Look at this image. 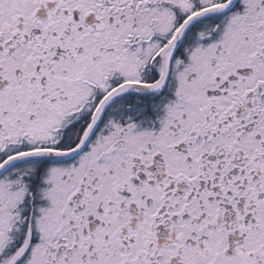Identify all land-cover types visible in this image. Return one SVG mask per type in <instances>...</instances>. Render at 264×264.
<instances>
[{
	"label": "snow or ice",
	"instance_id": "snow-or-ice-1",
	"mask_svg": "<svg viewBox=\"0 0 264 264\" xmlns=\"http://www.w3.org/2000/svg\"><path fill=\"white\" fill-rule=\"evenodd\" d=\"M0 264H264V0H0Z\"/></svg>",
	"mask_w": 264,
	"mask_h": 264
}]
</instances>
